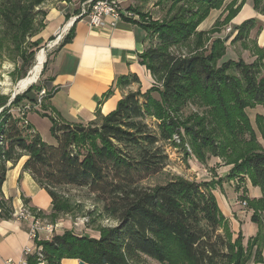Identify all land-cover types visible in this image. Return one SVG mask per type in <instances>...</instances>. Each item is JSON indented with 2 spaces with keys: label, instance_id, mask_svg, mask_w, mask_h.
<instances>
[{
  "label": "trees",
  "instance_id": "1",
  "mask_svg": "<svg viewBox=\"0 0 264 264\" xmlns=\"http://www.w3.org/2000/svg\"><path fill=\"white\" fill-rule=\"evenodd\" d=\"M42 1L2 0L4 35L16 43L18 33H38L32 24L48 13L35 11ZM225 3L163 0L157 3L164 13L159 22L131 20L146 32L140 62L155 85L145 93L129 92L115 110L106 116L98 111L97 119L88 124H70L49 116L56 145L33 130L25 121L26 114L11 113L12 103H20L27 95H17L9 106L7 97H0V108L4 107L0 113V216L9 219L15 212L12 199L2 191L9 163L15 165L27 155L23 171H29L52 199L49 214L39 211L51 223L78 213L88 216V223L103 219L115 223H99L94 237L66 230L50 240H39L49 264H61L65 258L85 264H148V259L159 264H264V113H256L253 121L247 111L258 106L264 110V47L249 38L258 23L254 18L232 26L224 38L214 36L242 5L235 6L236 0ZM223 6L226 15L209 31H199L197 27L211 11ZM254 7L264 14V0H254ZM73 31L72 27L58 48L73 39ZM235 32L231 43L238 41L249 49L252 61L224 59L226 42ZM34 56L33 51L21 54L24 69L19 79L27 75ZM139 82L136 74L123 75L117 86ZM43 88L47 94L41 106L52 91L48 82L38 93ZM189 106L195 109L186 111ZM184 115L188 116L182 120ZM167 144L175 148L191 145L203 164L211 157L220 158L232 166L223 180L244 176L261 188L259 199L240 196L247 200L252 221L258 225L247 245L242 233L234 237L219 206L214 190L223 180L174 176L147 185L170 163ZM70 188L85 190L95 208L84 212V205L69 194ZM30 261L34 262L33 257Z\"/></svg>",
  "mask_w": 264,
  "mask_h": 264
},
{
  "label": "crops",
  "instance_id": "2",
  "mask_svg": "<svg viewBox=\"0 0 264 264\" xmlns=\"http://www.w3.org/2000/svg\"><path fill=\"white\" fill-rule=\"evenodd\" d=\"M82 1L78 3L80 4ZM231 1L226 0L225 5ZM79 6L71 15L68 12L51 9L46 16L45 29L43 30V37L45 38L58 33L65 35L72 27L74 28L73 39L57 48L49 63L47 82L52 91L44 103L46 107L44 109L36 107L34 110L46 120L50 128L52 121L49 116L58 117L61 121L70 124H88L97 119L96 113L98 111H100L101 116H106L115 110L118 101L127 95L128 91L140 90L145 93L155 85L150 72L140 62V55H142L147 44L145 42L146 32L140 27V24L124 18L116 26H111L109 19L100 28L91 26L87 20L73 18L79 13ZM224 8L225 6L221 9L212 10L209 16L197 27L198 30L209 31L212 29L215 22L223 15ZM225 15L226 13L223 16ZM251 18L256 19L258 23L250 32L249 38L251 41L255 40L258 46L264 47V14L257 12L254 7V0L242 2L240 9L230 20L229 25L231 27L238 26ZM222 32L216 33L214 36L222 38ZM235 34L236 32L226 42L227 49L224 59L237 60L240 57H245L252 61L254 57L249 49H245L244 52L233 50L232 46L237 44L231 43ZM226 35L225 33L224 37ZM238 43L242 48L241 43ZM230 48L233 50L231 53L229 52ZM129 74H136L140 82L125 88L118 87V78ZM28 96L33 99L38 97V95L32 94H28ZM31 112L33 111L26 113V118L33 130L45 140L42 129L36 120L38 115L31 117ZM27 159L28 156L24 155L15 165L9 163L11 167L7 171L5 182L2 185L4 197L12 199L15 212L28 204L37 211L49 214L52 210V199L47 191L36 183L29 171H23ZM219 162V158L214 157L208 167ZM218 165V168L212 173L201 167L202 170L198 175L202 178H197V181L224 179L229 173L231 165L226 166L222 163ZM243 183V188H236L232 180H223L221 185L214 190L221 210L218 194H221L224 203L227 204L230 201L225 193L226 186H230L235 191L236 199L231 206L237 208L238 211L233 213L231 206H229L228 213L222 210L230 222L234 236L238 233L233 229L234 225L235 228L237 225L235 221L233 224L232 216L239 217L240 223H245V219H247L245 217L249 212L238 204L241 199L240 196L244 193L243 189L246 190L245 195L250 199L262 197L261 188L253 186L248 178ZM62 218L63 216L56 221V225H58L57 234H63L66 230L76 232L73 225L77 228L80 224L78 222L68 223V221H62ZM29 229L28 221L18 219L15 216L9 219L0 216V264H5L8 259L20 260L23 257L24 248L32 245L31 240H29ZM79 262L80 260L77 259L65 258L61 264H80Z\"/></svg>",
  "mask_w": 264,
  "mask_h": 264
},
{
  "label": "rangeland",
  "instance_id": "3",
  "mask_svg": "<svg viewBox=\"0 0 264 264\" xmlns=\"http://www.w3.org/2000/svg\"><path fill=\"white\" fill-rule=\"evenodd\" d=\"M1 1L2 0H0V2ZM79 1L81 0H43L40 4L35 6V11L40 9V10L49 12L51 9H57L58 11L68 12L69 15H71L72 12H75V10L78 8ZM159 1L163 2V0H124L122 3V8L125 11V18L129 20H137L139 22L141 21L145 23L159 22L161 20V16L164 14L163 11H161L159 6L157 5ZM238 1L239 0H236L235 6H238L240 2L241 1L243 2L244 0H241L239 3ZM45 21H46V18L43 19V17L39 15L32 24V28H38V33H35L34 36L32 35L30 36L27 32L26 33L21 32V34L18 33L19 37L15 43L11 41V37H7V35H4V33L7 34V32L4 29V22H2L0 19V97H7V102H9L12 95L16 91H18L19 82L23 79V78L19 79V75L24 69L23 64H22V58H21V54L23 52H26V54H29L30 52L33 51L35 53L32 66L28 69L26 76H28V74L36 66L37 64L36 57L38 53L41 51H44L45 56H46L43 69H42L41 74H39L40 76L38 80L35 83H33L31 86H29L28 88L23 90L22 92L19 91L18 95H20L21 98L26 95H27V98L26 99L22 98V101L20 103L13 102L16 97L12 101L13 103L10 107L11 108L10 111L15 116H21V111H19L20 108H22L28 103H31V104L34 103L30 98H28V94L37 96L38 90L44 87V85L48 81L49 63L51 61L53 54L55 53V50L59 47L60 42L64 38L63 37L57 41V38L59 37L60 33L54 36H50L48 38L43 37L44 36L43 30L45 29V27L42 28V26L45 23ZM228 27H230V25L226 24L221 28V31H223L222 38H224L225 33L227 34ZM55 40L57 41L55 44L49 45L51 42ZM32 43H36L38 45L37 46L34 45L31 47ZM232 48L234 51H237V52L239 51L244 52L245 50V48L243 47L240 48V44L238 42L236 45L232 46ZM232 48H230L229 50L230 53L231 51L233 52ZM243 59L246 62H249L248 58L244 57ZM31 89L32 91L31 93H29ZM129 92L131 91H128V93ZM155 96H158V95L155 94ZM45 107L46 105L43 104L42 106H40V109H44ZM194 109L195 107L189 106L188 108H186V111L194 110ZM34 110H36L35 106L31 107V109H27L26 111L27 112L33 111L31 112V117L32 116L34 117L37 115L39 116V114ZM247 111L249 115L251 116V118L253 119V121L255 120L256 113H261V112L264 113V110L261 106L255 107L253 109H248ZM38 116H37L38 119L36 118V120L42 129L43 137L46 138L44 141H46L48 144L56 145L57 140L52 134L50 127H48L49 125H47L46 120ZM187 116L188 115H184L182 120L186 119ZM261 142L264 145V141L261 140ZM166 147L169 153L170 163L163 170V172L153 176L148 181H146L147 185L164 183L168 179L174 176H181L187 179L197 180V178H202V177H199L198 175V173L200 172V170H202V168H206L207 172L212 173V171H215L218 168L219 163H222L223 165H225L224 162H222V160L219 158L220 160L219 163L208 167V164L211 162V160L214 157H211L208 160V162L205 164L200 163V161L195 157L193 153V149L191 145L189 144L186 146L185 145L181 146L179 148H175L173 145L167 144ZM245 179L246 177L244 176H238L232 179V181L236 188H240V187L243 188L244 186L243 182L245 181ZM213 180H223V178L213 179ZM225 190H226L225 193L227 194V198L230 202H227V204L224 203V198L221 196L220 193L218 194V198L221 203L222 210L228 213L230 209L229 206H231V204H233V202L236 199V194H235V191H233L234 189L231 188L230 186H226ZM243 190H244V193L242 195L243 198H247L249 200L250 198H248L245 195L246 190L245 189ZM69 194L72 195L73 198L77 202L79 201L84 205V210H83L84 212L87 210H91V209L93 210L95 208L94 201L90 197L87 196V193L85 190L70 188ZM231 208H232L233 213L238 211L237 208H234L232 206ZM245 209L249 211L247 214V217H245L247 218L245 219L246 220L245 223H240L239 217L238 218L234 216L232 217H233V224L235 221L237 225V228H235V225H234L233 229L237 231V233H242L243 236L245 235L244 245H247V241L252 236L256 235L258 231V225L252 221L251 217H252L253 211L251 210V207L250 208L247 207ZM80 217H82L81 213H78L77 216H75L74 214H68V215L63 216L62 221H65V222L68 221V223H74V222H78V218ZM262 217L264 220V211L262 213ZM92 220H97V218L94 217ZM99 223H101L104 226L115 224L113 221H109V220L106 221L103 219L100 221L97 220L96 223H91L90 221V223H86L85 225L80 224L81 227L79 226L76 228L74 225L73 227L75 228L76 233H78L79 235L88 234L94 237V236H97L94 229ZM148 264H159V263L154 260L148 259Z\"/></svg>",
  "mask_w": 264,
  "mask_h": 264
},
{
  "label": "built area",
  "instance_id": "4",
  "mask_svg": "<svg viewBox=\"0 0 264 264\" xmlns=\"http://www.w3.org/2000/svg\"><path fill=\"white\" fill-rule=\"evenodd\" d=\"M124 0H83L79 5V13L75 15L74 19L87 20L91 26L99 27L107 23L111 26H116L119 22L125 18V11L122 8ZM232 32V27L227 28V34ZM66 35V34H65ZM65 35L59 34V37L63 38ZM57 38V40L59 39ZM47 94L46 88H43L39 93L36 101L33 104L28 103L22 108L21 116H25L26 110L31 107H40L42 104L43 97ZM27 122V119H25ZM174 140L180 142L178 135H174ZM238 204L244 208L248 207L246 199H240ZM14 216L18 219L29 222V240L32 245L27 246L23 250V257L20 260L8 259L5 264H49L46 259L43 245L38 244L39 240H50L54 235L57 234L58 225L57 223H51L49 219L44 215L40 214L39 210L32 208L31 206L24 205L21 210L14 213ZM89 222L88 216H82L78 218L79 224H86ZM30 257H33V263L30 261Z\"/></svg>",
  "mask_w": 264,
  "mask_h": 264
},
{
  "label": "bare ground",
  "instance_id": "5",
  "mask_svg": "<svg viewBox=\"0 0 264 264\" xmlns=\"http://www.w3.org/2000/svg\"><path fill=\"white\" fill-rule=\"evenodd\" d=\"M70 24L68 23V26ZM67 26V27H68ZM57 41H53L51 42L49 45H53L55 44ZM46 60V56L44 51H41L38 53L37 57H36V61L37 64L36 66L33 68V70L28 74V76H26L25 78H23L18 85V91L22 92L23 90H25L26 88H28L29 86H31L33 83H35L38 78H39V74H41L42 69H43V65L45 63Z\"/></svg>",
  "mask_w": 264,
  "mask_h": 264
},
{
  "label": "water",
  "instance_id": "6",
  "mask_svg": "<svg viewBox=\"0 0 264 264\" xmlns=\"http://www.w3.org/2000/svg\"><path fill=\"white\" fill-rule=\"evenodd\" d=\"M75 21V20H74ZM59 39H61V37H59ZM58 39V40H59ZM57 40V41H58ZM19 94V91H16L13 95H12V97H11V99L9 100V102H7L8 103V106L12 103V101L14 100V98L17 96ZM4 110V107H2V108H0V113L2 112ZM80 264H85V262H83V261H81V262H79Z\"/></svg>",
  "mask_w": 264,
  "mask_h": 264
}]
</instances>
